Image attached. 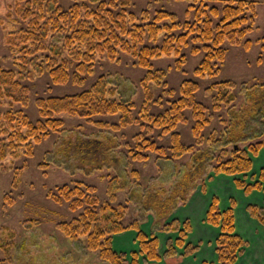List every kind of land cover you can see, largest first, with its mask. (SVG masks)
<instances>
[{
  "label": "trees",
  "instance_id": "obj_1",
  "mask_svg": "<svg viewBox=\"0 0 264 264\" xmlns=\"http://www.w3.org/2000/svg\"><path fill=\"white\" fill-rule=\"evenodd\" d=\"M71 1V7L66 8L60 0H14L18 19L26 24L10 33L8 38L17 68L0 67V105L3 98L10 99L11 104L25 101L21 98L27 97L28 90L19 78H28L32 64L38 71L42 70L43 63L53 82L64 84L73 77L78 81L85 73H93L98 57L116 60L125 53L132 56L134 65L147 71L140 82L145 93L144 103L138 106L133 100L124 98L120 87L109 75L102 74L89 88L75 95L38 99L39 119L36 122H32L23 110H10L5 115L0 112V161L32 156L36 144L55 134L64 141L60 151L73 165L80 163L87 168L104 170L107 167L104 158L107 160L110 156L114 164L124 160L126 176L122 173L105 176V197L99 196L94 184L83 181L59 185L48 191L53 202L66 205L74 216L69 221L57 222V231L68 238L70 247L90 253L105 264H138L136 253L131 254L130 261L127 254L117 252L113 246L114 237L127 230L136 233L140 253L146 262L172 258L179 250L185 257L195 255L199 246L187 241L192 231L190 222L182 224L173 217L178 202L185 205L199 183L203 190L210 174L231 177L237 188L248 194L264 192V169L253 184L244 178L253 171L254 160L264 151V84L216 82L205 90L210 96L207 103L197 99L200 83L185 79L179 86L180 96L165 101L164 106L162 101L168 98V93L155 100L150 87L154 84L159 85L157 89L168 87L163 81L167 75L164 69L155 70L152 61L174 57L176 69L182 71L188 60L185 54L188 50L191 55L202 54L194 70L195 77L218 76L230 47L251 46L250 40L245 39L256 26L257 2L193 0L182 20L162 7L147 6L135 13L131 10L132 0ZM198 2L200 4L196 5ZM15 22L14 19L12 23ZM259 56V63L264 62V38ZM240 98H243L241 105ZM153 110L157 113L150 114ZM63 113L88 120L101 132H120L129 125L138 132L131 136L123 132L121 136L101 134L106 137L94 140L83 139L81 133L70 139L62 138L67 127L57 116ZM98 116H118L119 119L117 123L108 124L94 121ZM189 120L192 121V144L183 142L177 130L180 123ZM116 147L122 154L115 156ZM187 155H192L194 162L190 170L166 169L165 163L177 161L176 164L182 165L181 160ZM151 161L159 175L153 180L146 177L142 186L144 173L136 168L139 164L147 166ZM208 167L212 169L210 172ZM19 174V169H15V184L19 182ZM168 176H172L169 188L162 181ZM235 207V201H231L229 207L222 210L218 198L213 197L207 210L206 222L219 229L215 241L219 264H236L246 246L236 233ZM134 211L138 215L131 217ZM247 211L264 228V205H250ZM143 214L153 216L150 236L140 227L145 220L141 218ZM34 221L38 224L37 220H31L30 227ZM157 231L178 235L166 243L162 256ZM14 237L9 234L5 238ZM45 237L51 241L58 239L54 233ZM12 245L0 239V250L4 254L8 255ZM0 264L6 263L0 260Z\"/></svg>",
  "mask_w": 264,
  "mask_h": 264
},
{
  "label": "rangeland",
  "instance_id": "obj_2",
  "mask_svg": "<svg viewBox=\"0 0 264 264\" xmlns=\"http://www.w3.org/2000/svg\"><path fill=\"white\" fill-rule=\"evenodd\" d=\"M60 1L66 8H70L73 4L71 0ZM132 1L133 7L131 10L135 13H138L147 6L150 8L162 7L163 9L175 13L182 20H185L186 10L193 4V0ZM252 1L257 2L258 15L254 30L249 33L245 39L250 40L251 46L249 48H246L244 45L230 47L226 60L221 67L220 74L215 77H206L204 79L194 76V70L200 62L202 54L191 55L189 51L186 50L185 54L188 60L182 71L176 69V60L174 57L154 59L152 61L154 69H164L167 76L163 81L168 83V87L165 89H157L159 85L155 84L154 87L156 88L150 87L152 88L155 100L166 96L165 94L168 93V98L166 97V99H163L164 101L160 100L162 104L166 106L165 101L168 102V100L170 101L179 97V86L185 79H192L200 83V90L196 93L197 99L207 103L210 96L205 93V90L213 83L232 80L237 85L243 82H246L249 86L257 85L258 83L264 84V62L259 63L258 61L261 52V41L264 38V0ZM213 3L214 1L211 2V4ZM13 4L14 0H0V67L5 70L17 68L14 64V56L8 43L10 33L26 24H23L21 20L19 21ZM199 4L200 2L196 5ZM14 19L17 20V22L12 23ZM31 57L35 58L34 56ZM29 68L28 78H19L22 86L26 87L28 90L27 97L21 98L25 101L23 103L11 104L12 101L10 99L3 98L0 105V112L2 115H5V113L10 110H23L28 114L32 122H36L39 119L37 107L38 99L75 95L89 88L95 79L102 74L109 75L108 77L110 80L114 82L118 88L120 87V92L124 98L133 100L138 106L144 103L145 93L142 86H140V82L146 76L147 71L134 65L132 56L126 53L116 58V60L98 57L93 73H83V78L78 81L74 80L73 77L64 84H55L49 75L48 69L43 68V63L42 70L37 71L34 64ZM81 81H83V83L79 84ZM22 86L20 87L22 88ZM242 99L240 98L239 100L240 105ZM240 105H238V109L241 108ZM155 113H157L156 110L150 112V114ZM187 116L190 117L189 114ZM57 117L62 118L66 123L65 127H67V131L62 134V138L66 139L77 137V133H81L80 137L83 139L88 138L94 140L98 138L103 139L106 136L102 137V135L108 136L112 133L121 136L120 133L123 132L124 135L131 136L135 132H138V129L134 128L132 125L122 128L123 131L121 130L120 132H101L99 131L100 128H97L94 124L88 122V120L86 121L85 119L73 117L65 113ZM118 119V116H98L94 121L97 120L108 124H114L118 122ZM191 127L192 121L189 120L187 123H180L177 128L183 142L186 144L194 143ZM105 128L108 129V127ZM207 133L209 136L210 131ZM55 136L56 134L45 139L42 143L36 144L32 156L23 155L19 159L9 157L4 161H0V239L5 240L8 244L13 243L8 255L0 250V260H3L6 264H105L90 253H82L78 251L77 247H70L69 245L71 244L68 238L57 231V222L69 221L74 216L66 205H58L53 202L48 196V191L59 185L62 186L74 181H83L87 184H94L98 189L99 196L105 197L107 187L105 176L107 174L118 175L121 173L122 176H126L128 172L125 171L124 160L118 164H114L115 161L112 160L113 158L110 156L107 160L104 158V163L107 165L104 170H98L97 167L87 168L86 165L80 163L73 165L71 161L66 159L64 153L60 151L64 141L62 139L59 140ZM117 148L118 147H116V149ZM117 150L115 156L122 154L121 149ZM191 156L192 155L185 156L181 160L183 161L182 165L180 163L176 164V161L175 163H165V167L174 172H186L190 170L192 164H194ZM119 157L120 159L122 158L121 155ZM152 162L153 161L144 167L139 164V168L135 165L137 170H142L144 173L141 177L142 186H144L147 181L146 177H150L153 180L154 177L159 175L154 166V162ZM43 163L46 165L41 166ZM162 165H164V163ZM15 169L16 171L18 169L20 171L19 182H17V184L13 182ZM263 169L264 151H261L260 155L254 160L253 171L249 176L244 177L246 178L245 180L249 184H253L255 180L257 181ZM211 170V167H208V172ZM171 177L172 176H168V179H162L167 188L171 186ZM233 182L234 179L230 178V183L233 184ZM199 184L197 196L194 199L186 205H183L182 202H178V212L176 215V219L182 224L186 220H189V218H192L190 223L191 226H194L195 230L193 235H189L187 241L201 247L202 250L200 249L199 252L197 251V254L195 253V255L188 258L180 254L182 250H179V254L172 258L163 259L160 262H146L143 260L140 253L139 244L136 240L137 235L130 230L114 237V249L119 253L127 254V259L130 261L132 259L131 254L136 253L139 257L138 264H219L215 251V241L219 234V229L208 226L210 235L205 236L206 238L200 242H197L196 238L198 236H196V234L199 232L200 227L207 228L206 215L203 217L202 215L204 212L206 213L210 204L205 203H207L209 199H212V196L224 197L221 199L220 208L225 210L229 206L227 196H233L232 188L234 187H229L227 181H222L219 176L214 174H210L208 179H205L203 190L201 183ZM139 193L140 192L137 194ZM239 193L235 191V196L238 201H243L239 203V208L236 209V213L238 214L236 233L246 242V245H248L244 248V252L240 255L236 264H264V228L260 223L250 219L246 210L248 202L244 201L243 191L240 190ZM248 201L252 205L263 207L264 192H254L249 197ZM137 215V212L134 211L131 217ZM138 217L140 218V215ZM141 218L145 219L140 225L141 229L146 235H152L151 227L153 216L151 214H143ZM31 220H37L38 224L34 221V225L32 224L33 227H30ZM255 223L256 225H254ZM156 229H160V226H156ZM212 230H214L213 234H211ZM201 232L203 233V230ZM53 233L57 235V241H51L45 237V235L48 236V234ZM9 234L15 237L6 239L5 237ZM121 235L124 237L120 239L119 237ZM156 236L160 242V256H162L166 250V243L178 237L177 234L159 231L156 232ZM73 249H75L76 252H74ZM6 257L8 258L5 259Z\"/></svg>",
  "mask_w": 264,
  "mask_h": 264
},
{
  "label": "crops",
  "instance_id": "obj_3",
  "mask_svg": "<svg viewBox=\"0 0 264 264\" xmlns=\"http://www.w3.org/2000/svg\"><path fill=\"white\" fill-rule=\"evenodd\" d=\"M219 177H220V179H222V181L224 180V181H227V183H229V187H234V188H232V190H233V196H227L228 198H227V201L229 202V205H230V202L231 201H235V203H236V207H235V213H236V209L237 208H239V203L240 202H242V201H238V199H237V197L235 196V191L236 192H240V190L241 191H243V198H245V202H248V206H250V205H252L249 201H248V199H249V197L254 193V192H258V191H254V192H252V193H250V194H248V193H246L244 190H242V189H239V188H237V186L235 185V181L233 182V184L232 183H230V178L231 177H229V176H225V175H218ZM197 191H198V189L192 194V196L190 197V199L188 200V202L187 203H189L192 199H194L196 196H197ZM239 194H241V193H239ZM213 197H217L218 198V200H219V202H220V205H221V199L222 198H224V197H222V198H220V197H218V196H212V198ZM208 199H209V197H208ZM211 200L212 199H209L208 201H207V203H205V204H210V202H211ZM202 201V200H201ZM247 206V207H248ZM247 207H246V210H247ZM207 210V209H206ZM177 212H178V210L177 211H175L174 212V218H176V215H177ZM247 213H248V211H247ZM207 214V211H206V213L204 212L203 213V215H202V217L203 216H205ZM248 215H249V217H250V219H252L253 221H255V222H257L253 217H251L250 216V214L248 213ZM237 217H238V214L236 213V221H237ZM191 219L192 218H189V221L191 222ZM254 225H256V223L254 224ZM208 226H210L208 223H206V227L207 228H205V227H203V228H199V232L196 234V236H198L196 239H197V242H200V241H203L206 237L205 236H209L210 235V229H209V227ZM211 227H213V226H211ZM191 228H192V231L190 232V236L191 235H193V233H194V230H195V228H194V226L192 225L191 226ZM215 228V227H214ZM203 230V233L201 232ZM214 233V230H212L211 231V234H213ZM122 236V237H121ZM119 238L121 239V238H123L124 236L123 235H121ZM248 245V244H247ZM246 245V246H247ZM198 246V245H197ZM245 246V247H246ZM201 249V247H199V250ZM199 250H198V252H199ZM202 250V249H201ZM197 252V253H198ZM196 253V254H197ZM188 258H190V257H188ZM188 258H186V259H188Z\"/></svg>",
  "mask_w": 264,
  "mask_h": 264
}]
</instances>
